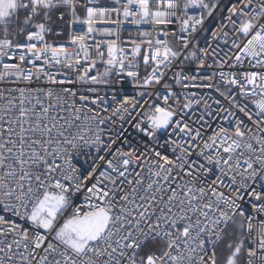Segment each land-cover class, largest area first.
<instances>
[{"label": "snow or ice", "instance_id": "6c2138e0", "mask_svg": "<svg viewBox=\"0 0 264 264\" xmlns=\"http://www.w3.org/2000/svg\"><path fill=\"white\" fill-rule=\"evenodd\" d=\"M0 264H264V0H0Z\"/></svg>", "mask_w": 264, "mask_h": 264}, {"label": "built area", "instance_id": "2783aa9c", "mask_svg": "<svg viewBox=\"0 0 264 264\" xmlns=\"http://www.w3.org/2000/svg\"><path fill=\"white\" fill-rule=\"evenodd\" d=\"M127 27H132V26H127ZM75 28L77 30H80V29L83 28V26L82 25H76ZM142 28L148 29V28H150V26L144 25V26H142ZM122 35L127 37L128 33L124 32ZM64 39H67V33L65 34ZM209 71H211V70H209ZM69 75L74 77L75 73L72 72V73H69ZM72 87L79 88L81 91H83V89L89 87V85L81 86V85L77 84V85H72ZM91 87L97 88L98 92L95 93V94H92V93H85V94L98 95V96H101V97H106L109 100V105H113V102L111 100V96L113 94V90L116 89V88H120V89L123 90L122 92H118L117 93L118 98H119L120 95H129V96H131V95H135L136 94V90L134 89L133 85L128 80H125L122 85H118V84H114V85H91ZM221 87L223 88V85H221ZM175 90L178 93L181 92V91H185V90L180 89L179 87H177ZM193 91L197 92V97L196 98H199L200 95L203 94V95H212L214 97H217V98H220V99L223 100L222 97H218V93L210 92V90H208V89H193ZM101 104H103V102H101ZM224 104L227 105V101H224ZM92 107L95 108L96 106L93 105ZM213 107H216V105H213ZM98 110H100L103 115H109L110 114V113H107V114L103 113V108L102 107L100 109H98ZM201 110H202V106H201ZM129 131L132 132V134L134 136L136 135V133H135V131L133 129H129ZM74 162L79 163V161H74Z\"/></svg>", "mask_w": 264, "mask_h": 264}]
</instances>
